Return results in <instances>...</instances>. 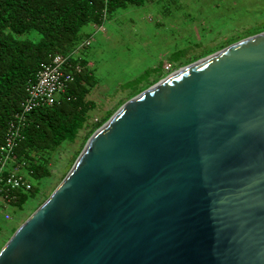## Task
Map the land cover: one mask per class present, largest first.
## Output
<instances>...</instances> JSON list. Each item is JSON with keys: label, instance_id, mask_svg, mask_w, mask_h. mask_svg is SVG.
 <instances>
[{"label": "water", "instance_id": "water-1", "mask_svg": "<svg viewBox=\"0 0 264 264\" xmlns=\"http://www.w3.org/2000/svg\"><path fill=\"white\" fill-rule=\"evenodd\" d=\"M0 264H264V33L122 105Z\"/></svg>", "mask_w": 264, "mask_h": 264}, {"label": "rangeland", "instance_id": "rangeland-1", "mask_svg": "<svg viewBox=\"0 0 264 264\" xmlns=\"http://www.w3.org/2000/svg\"><path fill=\"white\" fill-rule=\"evenodd\" d=\"M103 28L84 27L80 43L89 40L90 45L75 54L91 62L86 69L96 83L86 99L95 108L74 141L49 155L50 175L31 180L35 196L21 208L8 207L9 220L0 212V248L61 183L98 129H93L96 123L169 74L263 34L264 0H154L117 11Z\"/></svg>", "mask_w": 264, "mask_h": 264}, {"label": "trees", "instance_id": "trees-1", "mask_svg": "<svg viewBox=\"0 0 264 264\" xmlns=\"http://www.w3.org/2000/svg\"><path fill=\"white\" fill-rule=\"evenodd\" d=\"M152 1L0 0V146L8 121L18 112L27 83L34 78L41 63L50 61L55 54H72L82 40L81 30L89 25L102 24L103 10L110 18L119 10L129 6L141 7ZM34 34L38 37L35 38ZM71 63H80L85 70L75 77L58 104L39 108L30 114L25 139L16 150V156L28 162L38 158L37 164H30L34 179L50 175L47 169L49 155L64 142L74 141L85 127L89 111L95 108L86 99L96 83L86 69L87 63L74 57ZM109 115L110 112L93 129L106 122ZM36 193L33 188L29 194L22 195L18 207L21 208Z\"/></svg>", "mask_w": 264, "mask_h": 264}, {"label": "built area", "instance_id": "built-area-1", "mask_svg": "<svg viewBox=\"0 0 264 264\" xmlns=\"http://www.w3.org/2000/svg\"><path fill=\"white\" fill-rule=\"evenodd\" d=\"M102 24L95 26L98 31H104L103 24L107 20L106 10L102 11ZM90 41L80 43L72 54L65 56L55 54L50 61L41 63L34 78L27 83L25 98L18 112L8 121L3 144L0 146V210L18 206L22 195H27L34 188L31 180L34 173L28 162L16 156V150L24 141V131L29 126V116L39 108H47L59 103L68 91L75 77L82 74L85 66L80 63L72 64L71 58L75 53L88 47ZM70 98H67L69 101ZM5 220L10 217L5 213Z\"/></svg>", "mask_w": 264, "mask_h": 264}, {"label": "crops", "instance_id": "crops-1", "mask_svg": "<svg viewBox=\"0 0 264 264\" xmlns=\"http://www.w3.org/2000/svg\"><path fill=\"white\" fill-rule=\"evenodd\" d=\"M75 54H79V52L78 53H75ZM75 54L73 55L75 58H76V56H75ZM79 58V59H78ZM77 59L78 60H84V59H82L81 57H78ZM85 61V60H84ZM86 63H87V66L89 65V66H91V62L90 61H85ZM13 207H17V208H19L18 206H13ZM6 210L7 209H5V210H0V212L2 211L3 213H6ZM1 249V248H0Z\"/></svg>", "mask_w": 264, "mask_h": 264}]
</instances>
